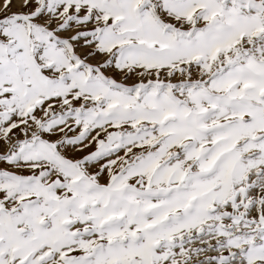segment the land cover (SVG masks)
Segmentation results:
<instances>
[{"label": "snow or ice", "instance_id": "1", "mask_svg": "<svg viewBox=\"0 0 264 264\" xmlns=\"http://www.w3.org/2000/svg\"><path fill=\"white\" fill-rule=\"evenodd\" d=\"M0 264H264V0H0Z\"/></svg>", "mask_w": 264, "mask_h": 264}]
</instances>
